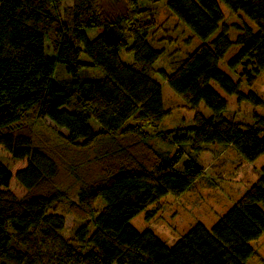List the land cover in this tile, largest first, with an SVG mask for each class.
Here are the masks:
<instances>
[{
    "label": "trees",
    "instance_id": "trees-1",
    "mask_svg": "<svg viewBox=\"0 0 264 264\" xmlns=\"http://www.w3.org/2000/svg\"><path fill=\"white\" fill-rule=\"evenodd\" d=\"M66 1L71 5L64 6ZM220 2L256 31L239 27L233 43ZM165 7L201 41L172 65L170 75L160 73L168 87L193 110L203 103L215 116L227 102L214 84L240 103L262 106L220 63L235 44L228 69L241 67L249 87L264 78V0H165ZM155 25V9L143 0H0V157L12 160H0V264H246L255 256L251 243L264 234V175L211 230L198 223L164 242L131 224L153 203L181 196L203 176L192 158L178 169L186 146L194 154L206 145L231 147L247 171L264 155V115L239 124L196 112L191 127L158 129L166 110L153 78L162 54L150 41ZM93 29L102 32L89 40ZM122 50L132 55V64L121 61ZM58 63L67 83L54 76ZM87 69L102 75L85 77ZM44 119L64 129L65 144L92 157L88 163L100 172L93 182L75 175L81 185L70 210L79 224L70 238L63 236L64 218L53 212L65 196L55 189V152L36 145L28 128ZM154 139L175 152L157 148ZM16 185L28 194L15 196ZM98 199L105 206L96 213Z\"/></svg>",
    "mask_w": 264,
    "mask_h": 264
},
{
    "label": "rangeland",
    "instance_id": "rangeland-1",
    "mask_svg": "<svg viewBox=\"0 0 264 264\" xmlns=\"http://www.w3.org/2000/svg\"><path fill=\"white\" fill-rule=\"evenodd\" d=\"M143 2L145 7L155 9L156 25L151 32L150 41L153 47L162 53L154 65L155 74L153 75L154 80L162 87L164 109L166 110V117L158 128L159 130L169 132L178 128L191 127L196 112L208 119H226L239 124H251L255 114L264 115V104L255 107L247 102L240 103L237 97L226 95L215 84L213 85L214 89L227 102L226 110L219 116H215L203 103L196 110H193L182 97L176 95L162 79L160 73L164 72L170 75L172 65L185 59L200 46L201 41L174 15L168 12L165 7V0H157L156 2L143 0ZM63 4L70 6L71 2L66 1ZM220 7L224 14V24L230 30L229 37L233 43L239 34V27L242 28L246 25L256 31V27L241 13H232L221 2ZM101 32L102 29L88 30L87 37L89 40H93ZM237 51L238 46L234 44L220 63L221 70L240 85L243 93L247 94L252 90L264 102V78L262 76L249 87L246 80L241 76V67L235 71L228 69L227 62ZM46 55L48 57L53 55L49 43H46ZM119 57L126 65L133 62L132 55L127 54L125 50L119 52ZM82 60L87 62L88 58L83 54ZM82 74L85 77L101 76L102 71L100 69H87ZM54 76L58 81L64 83H67L69 78L64 65L59 63L56 65ZM93 126L98 129L95 124ZM28 128L36 145L50 148L55 152L60 170L55 189L62 191L65 196L55 204L53 212L64 218L63 236L70 238L73 229L79 224L70 210L71 203L77 201V193L81 185L75 175L79 174V177L93 182L100 178V172L94 164L88 163L89 158L92 157L78 155L73 148L65 144L62 136L67 135V132L56 127L48 119L36 121ZM155 131L150 129L149 132L155 133ZM151 142L157 148L171 154L176 150L168 142L159 139H154ZM188 158L198 162L203 168V176L196 181L189 191L181 196L168 195L138 214L131 221L136 230L139 232L150 230L164 242H167L171 236L184 235L198 223L211 230L218 220L241 199L251 185L257 182L258 176L264 175V155L255 161L253 171H247L241 157L231 147L206 145L200 153L194 154L186 146L184 157L178 169L182 168L183 163ZM0 160L5 165L12 163V160L4 157H0ZM12 192L18 198L28 194V191L21 185H16ZM104 206V202L98 199L94 205L96 213L100 212ZM93 216H89L86 220H93ZM251 247L255 251V256L246 264H264V234L252 242Z\"/></svg>",
    "mask_w": 264,
    "mask_h": 264
}]
</instances>
